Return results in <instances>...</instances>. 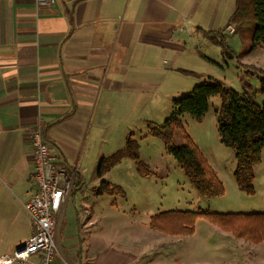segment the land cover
Here are the masks:
<instances>
[{"label":"crops","instance_id":"1","mask_svg":"<svg viewBox=\"0 0 264 264\" xmlns=\"http://www.w3.org/2000/svg\"><path fill=\"white\" fill-rule=\"evenodd\" d=\"M234 9L235 0H0V256L26 241V219L32 228L21 204L35 191L30 133L40 127L54 162L78 174L77 154L107 134L113 106L152 103L169 75L189 69L204 31L234 34ZM72 196L55 215L59 254L49 264H112L97 257L102 242L81 235L94 221L67 217Z\"/></svg>","mask_w":264,"mask_h":264},{"label":"rangeland","instance_id":"2","mask_svg":"<svg viewBox=\"0 0 264 264\" xmlns=\"http://www.w3.org/2000/svg\"><path fill=\"white\" fill-rule=\"evenodd\" d=\"M250 25L234 34L218 33L225 47L199 36L202 43L189 46L196 60L191 59L189 69L178 70L181 77L169 75L152 103L129 105L127 111L113 106L107 134L91 136V145L85 150L82 146L75 164L83 187L75 199L72 193L66 212L67 217L78 219L80 224L94 221L81 235L87 239L92 233L98 247L103 243L105 250L97 254L98 258L105 256L112 264L122 260H128V264H264V243L237 239L201 218L190 236H170L149 227L150 218L165 211L264 213V148L254 170V194L248 195L238 189L235 181V152L225 147L218 135L219 97L209 99L202 121L190 115L181 116L182 130L175 131L171 144L174 148L183 145L184 134L196 141L206 159L220 169L225 188L221 197L201 196L162 140L148 130L149 123L162 125L172 114V102L200 84L221 83L264 111V75L246 69L247 65L264 71V44L253 46L254 27ZM129 135L139 146L138 153L148 175L137 170L130 156L123 155L111 170L98 177L100 160L124 150ZM101 181L120 186L124 195L97 194ZM23 224L19 234L27 240L33 227L27 219Z\"/></svg>","mask_w":264,"mask_h":264},{"label":"trees","instance_id":"3","mask_svg":"<svg viewBox=\"0 0 264 264\" xmlns=\"http://www.w3.org/2000/svg\"><path fill=\"white\" fill-rule=\"evenodd\" d=\"M228 23L235 25L233 33L251 24L250 26L254 27L253 46L264 44V0H235V9ZM220 34L223 36L222 32ZM220 34L203 32L212 43L224 46V41L218 37ZM246 69L264 75L260 68L246 65ZM261 92L264 94V78L261 79ZM213 97L221 99L217 113V130L221 143L235 152L234 177L237 187L240 191L253 195L254 167L260 163L261 151L264 148V111L244 95L217 82L197 85L186 95L172 102V114L162 125L149 123L148 130L152 136L162 140L201 196H223L225 188L222 181L192 139L184 134L183 145L174 148L171 144L175 131L182 130L180 117L190 115L196 121H202L208 111V101ZM138 150L137 142L131 139L130 135L127 136L124 150L100 160L98 177H103L111 170L123 155L130 156L137 170L148 175ZM96 191L97 194L124 195L120 186L105 181H101ZM200 218L237 239L253 244L264 243V213L165 211L152 216L149 227L170 236H190L195 232V224Z\"/></svg>","mask_w":264,"mask_h":264},{"label":"built area","instance_id":"4","mask_svg":"<svg viewBox=\"0 0 264 264\" xmlns=\"http://www.w3.org/2000/svg\"><path fill=\"white\" fill-rule=\"evenodd\" d=\"M54 3L55 0H36L38 6ZM227 29L234 32L233 28ZM30 138L35 191L21 204L30 218L33 232L12 254L0 256V264L28 263L33 255L39 253L42 254V264H49L59 254L55 215L60 213L70 195L79 189L77 172L54 162L40 127L30 133Z\"/></svg>","mask_w":264,"mask_h":264}]
</instances>
